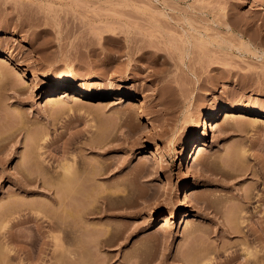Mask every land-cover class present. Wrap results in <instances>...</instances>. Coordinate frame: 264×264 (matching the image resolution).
<instances>
[{"label":"rangeland","instance_id":"374dc122","mask_svg":"<svg viewBox=\"0 0 264 264\" xmlns=\"http://www.w3.org/2000/svg\"><path fill=\"white\" fill-rule=\"evenodd\" d=\"M0 41V69L13 71L12 54L40 75L15 76L32 85L21 98L0 83V133L16 132L0 143V223L25 193L17 165L43 149L48 168L26 196L47 218L11 225L26 210L0 224V264L40 255L57 264L62 254L64 264L94 254L115 264H264V117L240 114H264V0H0ZM63 84L98 100H49ZM133 91L146 104L129 103ZM227 106L236 107L229 118ZM213 108L222 112L188 164L184 148ZM173 139L168 154L147 152ZM188 184L191 210L171 218ZM70 195L64 210L56 198Z\"/></svg>","mask_w":264,"mask_h":264},{"label":"bare ground","instance_id":"6f19581e","mask_svg":"<svg viewBox=\"0 0 264 264\" xmlns=\"http://www.w3.org/2000/svg\"><path fill=\"white\" fill-rule=\"evenodd\" d=\"M1 42V41H0ZM1 44V43H0ZM2 53V47H1V45H0V54ZM8 61V62H7ZM7 63H10V62H13V61H15L16 63H15V68L13 69V71H11V70H8V68H6L7 66H5L4 68H2V69H0V83H2L3 85H5L6 87H8L7 89H10L9 91H12V93H14L17 97H19V98H21V95L23 94V93H25V91H27V90H30V88L32 89V85H26V84H24V83H22V81H21V83H19V82H17L16 80H15V76L17 75V74H19V72L21 71V73H24L25 75H23V76H31V81H36V80H38L39 79V74H38V72L37 71H35L34 69H29L28 67H26V65L25 64H23V63H21L20 61H17V59L12 55V54H10L9 55V57H8V59H7ZM5 62V63H6ZM3 64L1 63V66H2ZM9 66V65H8ZM16 79H18V78H16ZM19 81V80H18ZM68 85L67 84H63L61 87H59V89H52V90H50L49 91V95H48V97H49V100H51V99H53V98H51V96H53V95H55L56 93L57 94H64V95H66V94H68L67 92H68ZM73 91H71V93H69L68 95L70 96V97H80V98H83V99H87V100H98V96L99 95H94V94H92V93H89V92H87V91H83V90H81L80 88H74V89H72ZM63 95V96H64ZM101 96H104V95H101ZM130 102L129 103H131V104H133L134 102H138V104H140V105H143V104H146V102L144 101V100H142V99H140L139 98V93L137 92V91H133L130 95ZM123 97H124V95H123V93H117V94H115V95H113V98H120L121 100H123ZM102 98V97H101ZM104 98V97H103ZM100 99V98H99ZM104 100V99H103ZM237 110H238V108H237ZM236 111V107H230V106H227V107H225L224 108V110H223V114L221 115V116H224L225 118H229V117H231L233 114H234V112ZM220 112H222V109L221 110H218L217 108H213V109H210L209 111H207V112H205V113H203V115H202V117H201V120H200V124H199V130L197 131V133L194 135V137L189 141V143L187 144V146H185V148H184V152H183V159L185 160V162H187L188 164H192V162L194 161V159H195V157H196V155H197V153L198 152H200V151H202V150H204L205 149V147H206V140H207V137H208V135H209V133H210V130H211V126H212V122H213V120L214 119H216L218 116H219V114H220ZM241 113L240 114H249V115H253V116H256V117H264V114L262 113V111H259V110H253V109H250V108H248V107H242L241 108V111H240ZM146 118H147V120L150 122H152V117H150V115H146L145 116ZM17 120V119H16ZM13 122V121H12ZM150 122V124H152ZM17 123H20V122H17ZM12 124V123H11ZM9 125H10V123H9ZM9 125H7V126H9ZM14 125V124H13ZM17 125V124H16ZM16 125H14L12 128H13V130H14V127H16ZM12 126V125H11ZM10 126V127H11ZM18 126V125H17ZM20 126V125H19ZM18 126V127H19ZM3 128V127H2ZM11 128V129H12ZM8 129V128H7ZM11 129H9V130H11ZM18 129V128H17ZM17 129H15V131L17 130ZM0 130H1V128H0ZM8 130V131H9ZM5 131V130H4ZM6 132V131H5ZM14 132V131H13ZM13 132H11V133H13ZM9 132H7V134H5V133H3V132H1L0 133V143L2 142V141H4V140H6V139H8V138H11V137H13L12 135H14L16 132H14L13 134H8ZM38 141H39V139H37ZM37 140L35 139V141H36V143H37ZM31 143H34V141L33 142H31ZM31 143H30V145H31ZM36 143H35V145H36ZM178 143V142H177ZM38 145H39V143H37ZM47 144V143H46ZM176 143H175V140L173 139V140H171V141H169V143L168 144H161L160 142H155L154 144H153V146L151 147V149H148V151L147 152H149V153H151V154H162V155H165V154H168L170 151H171V147L173 146V145H175ZM34 145V146H35ZM33 146V147H34ZM41 146H43V145H41ZM1 147H2V149L4 148L3 147V145H1L0 144V149H1ZM30 148H31V146H29ZM32 147V148H33ZM47 147V146H46ZM30 148H28V149H30ZM35 148H37L38 149V147H36L35 146ZM49 148V147H48ZM40 149V148H39ZM41 151L43 150V149H40ZM40 150H35V153H34V156L37 158V157H39L40 156V158H41V160H39L40 158H38V161L39 162H37L36 161V163H40V165L41 166H37V169L36 168H33V167H31L32 166V164L34 163H32V159H35V157L34 156H32V157H25L24 158V164L26 165V168H23V169H21V167L20 166H22V165H20L19 167H18V165H17V168H16V170L18 169V172L17 173H19V175H20V177H22L23 178V180H22V182H21V185H20V189H21V191L23 190L24 192V196L22 197V195H21V198L19 197V199H16V197H14L15 195H16V193L14 194V196L11 198L12 200L11 201H8L9 203H7V205H5L4 207H5V209L3 210V208H2V214H3V220H4V218H7V220H8V222L10 223V219H11V217H13V215L15 214V213H18V212H22V213H24V212H26V210H27V215H26V217H22V218H20V214H18L19 215V217H16V220H14L13 222L11 221V225H22V224H25V225H27L28 223H35L36 225H38V226H40L41 225V223L43 222V220H44V218L47 216L46 215V213H42L43 215H41L40 213H39V208L37 209V207L35 206V202H30V200L28 201V199H30V198H28V197H26V196H28L31 192H34L32 189H30L29 187H30V185L29 184H31L33 181H35V178H38L37 176H39V175H41V173L39 174V172H43V175L44 174H46L48 171H47V169H45V167H46V162H47V157H45L46 156V152L47 151H45L44 152V150H43V153L42 152H40ZM46 150V149H45ZM33 151H34V148H33V150H32V154H33ZM37 151H39V152H37ZM28 153V152H27ZM29 154V153H28ZM27 155V154H26ZM37 155V156H36ZM35 160H37V159H35ZM23 161H21L22 163H23ZM34 161V160H33ZM20 162V163H21ZM49 162V161H48ZM21 163V164H22ZM44 163H45V166H44ZM24 164H23V167H24ZM68 165V164H67ZM44 166V167H43ZM65 166V165H64ZM71 166V165H70ZM70 166H65L64 168H63V170L64 171H62V173H63V175L65 174V173H67L68 174V172H69V167ZM38 167H41V170L40 169H38ZM42 167H43V169H42ZM45 170V171H44ZM46 172V173H45ZM70 172H71V170H70ZM69 172V173H70ZM56 173V172H55ZM59 174H61V172H58ZM57 173V174H58ZM39 174V175H38ZM51 174V173H50ZM49 174V175H50ZM58 174V175H59ZM37 175V176H36ZM48 175V174H47ZM35 176V177H34ZM54 176V175H53ZM57 176V175H56ZM1 177H2V174H1ZM45 178V177H44ZM43 177H42V179H44ZM55 178V177H54ZM46 181H47V179H45ZM44 180V181H45ZM37 181V180H36ZM40 181V180H39ZM33 184V183H32ZM48 184H49V181H48ZM50 184H51V182H50ZM50 184H49V186H50ZM19 185V184H18ZM46 185V184H45ZM34 186V185H33ZM36 186V185H35ZM43 186V185H42ZM36 188V187H35ZM45 190H46V193L48 192V191H50V189H48L47 187H43ZM186 192H185V194H182L181 195V197L179 198V200H178V204H177V206L176 207H172V208H169V209H167L168 211V213L170 214V217L171 218H174V217H177L179 214H186V213H188L190 210H191V205H192V202H193V198H194V194H193V189H194V187H192V185L191 184H188L186 187ZM19 190V189H18ZM43 190V189H42ZM17 192V191H16ZM20 192V191H19ZM51 192V191H50ZM21 194H22V192H21ZM43 194V193H42ZM71 194V193H70ZM11 195V194H10ZM19 195H20V193H19ZM48 195V194H47ZM74 195V194H73ZM18 196V195H17ZM71 197H61V198H56V201H57V203H59V206L60 207H62L64 210L67 208V206H70V207H72V205L74 204V202H72L73 201V199H74V201H75V198L74 197H72V195H70ZM59 197V196H58ZM15 198V199H14ZM96 198V197H95ZM34 199V198H33ZM32 200V199H31ZM76 200H77V198H76ZM34 201V200H33ZM35 203V204H34ZM44 203V202H43ZM45 205V204H44ZM40 206V205H39ZM45 208V207H44ZM69 208V207H68ZM67 208V209H68ZM84 208V207H83ZM82 208V209H83ZM85 208H87V207H85ZM89 208V207H88ZM41 209V208H40ZM43 209V208H42ZM41 209V210H42ZM69 210H71L70 208H69ZM90 210V209H89ZM24 211V212H23ZM79 212H80V210H79ZM85 212H88L87 211V209H85V211H84V213ZM21 213V214H22ZM29 213V214H28ZM82 213H83V211H82ZM13 214V215H12ZM25 214V213H24ZM81 214V213H80ZM12 215V216H11ZM85 215V214H84ZM11 216V217H10ZM15 216V215H14ZM82 216H83V214H82ZM85 217H86V215H85ZM84 217V218H85ZM10 218V219H9ZM47 218V217H46ZM2 219H1V221H2ZM15 219V218H14ZM7 220H5L6 222H7ZM12 220H13V218H12ZM45 220H47V219H45ZM249 219H247V221L246 222H249L248 221ZM5 221H3V222H5ZM87 221V220H86ZM3 222H1L0 224H2ZM7 222V223H8ZM57 222V221H56ZM7 223H5V224H7ZM54 224H55V222H54ZM59 224V223H58ZM4 225V224H3ZM8 225V224H7ZM2 226V225H1ZM3 227H6V226H3ZM11 233H9L8 235H6V237H10V238H12V240H13V238L14 239H16V240H20V238L22 237V238H24V239H27V238H32L34 235H30V234H21L20 232H16V233H14L13 231H10ZM8 233V232H7ZM6 233V234H7ZM31 233V232H30ZM42 233H44V232H41L40 234L42 235ZM5 234V233H4ZM40 234H38V235H40ZM40 235V236H41ZM39 236V237H40ZM44 236H46V235H44ZM43 236V237H44ZM27 237V238H26ZM36 237V236H35ZM34 237V238H35ZM246 237H247V235H246ZM18 238V239H17ZM21 238V239H22ZM59 239L61 238V236H59L58 237ZM73 238V237H72ZM75 238V237H74ZM248 238V237H247ZM9 239V238H8ZM23 239V240H24ZM81 239H82V237H81ZM249 241V240H248ZM246 242V241H245ZM247 243V242H246ZM250 244V243H249ZM249 244H248V246H249ZM248 248V247H247ZM253 250V249H252ZM247 251V255L249 256V257H251L252 256V253L254 252V251H252L251 252V250L250 249H248V250H246ZM57 255V258H58V255L59 254H56ZM101 255V254H100ZM99 254H94V256H92V257H90V255H88L89 257H88V259H85V258H87V256L85 257V258H83L82 257V259H80V257H79V259L78 258H76V259H74L75 258V256L72 258L71 257V259L70 260H68L71 264H104L105 262H106V264H115V261H114V259L116 258V256L114 257V256H112V255H107V257H104V256H102V257H104V258H102L101 256H100ZM16 256L17 255H15V254H8V256H7V258L9 259V260H11V259H15L16 258ZM61 258L62 257H64L65 255H59ZM76 256H78V255H76ZM80 256V255H79ZM82 256V255H81ZM247 256V257H248ZM59 257V258H60ZM254 257H255V255H254ZM56 258V257H55ZM56 258V259H57ZM58 258V259H59ZM59 259L58 260V262H57V260H56V263L57 264H64V262H62V260H63V258L62 259ZM251 258H253V257H251ZM251 258H247V262H249V263H253V259L251 260ZM67 258H65V260H66ZM69 259V258H68ZM245 259V258H244ZM64 260V261H65ZM104 260V261H103ZM255 261V260H254ZM257 261H258V258H257ZM21 262H22V264H44L45 262H46V258H45V256H42V255H40L38 258H37V260L36 261H34L33 259H31V260H27L26 259V261H22L21 260ZM246 262V263H247ZM259 262V261H258ZM69 263V264H70ZM243 263V262H242ZM66 264H67V262H66ZM244 264V263H243Z\"/></svg>","mask_w":264,"mask_h":264}]
</instances>
